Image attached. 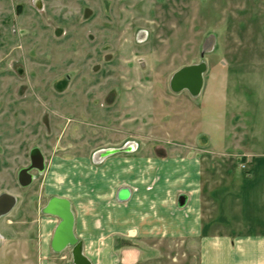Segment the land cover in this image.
Listing matches in <instances>:
<instances>
[{
  "label": "rangeland",
  "instance_id": "374dc122",
  "mask_svg": "<svg viewBox=\"0 0 264 264\" xmlns=\"http://www.w3.org/2000/svg\"><path fill=\"white\" fill-rule=\"evenodd\" d=\"M199 63L200 94L174 93L172 75ZM263 112L264 0H0V194L15 199L0 264H72L46 249L55 219L41 210L109 189L94 174L111 158L142 160L148 178L231 140L218 123L262 135ZM34 148L44 166L22 187Z\"/></svg>",
  "mask_w": 264,
  "mask_h": 264
},
{
  "label": "crops",
  "instance_id": "0c3cea01",
  "mask_svg": "<svg viewBox=\"0 0 264 264\" xmlns=\"http://www.w3.org/2000/svg\"><path fill=\"white\" fill-rule=\"evenodd\" d=\"M237 125L235 134L218 123L231 140L209 139L203 157L157 160L165 170L148 178L142 160L111 158L95 172L109 189L70 202L73 233L89 263L164 264L167 245V264H264V128L258 135ZM149 178L155 182L145 183ZM50 218L46 249L58 224ZM117 242L134 247L117 250Z\"/></svg>",
  "mask_w": 264,
  "mask_h": 264
},
{
  "label": "water",
  "instance_id": "95a60500",
  "mask_svg": "<svg viewBox=\"0 0 264 264\" xmlns=\"http://www.w3.org/2000/svg\"><path fill=\"white\" fill-rule=\"evenodd\" d=\"M205 64H193L180 68L170 79V88L174 93L186 90L191 96L200 94L203 86V73ZM30 164L28 167L21 169L17 174L18 184L22 187L29 185L32 181L30 171L43 169V157L37 148L30 151ZM15 199L8 193L0 194V217L7 214L13 207ZM41 212L44 215L55 217L59 220L54 229L50 248L59 254L69 249L70 261L72 264H90L87 258L82 254V245L73 233V215L71 212L70 202L61 197H51Z\"/></svg>",
  "mask_w": 264,
  "mask_h": 264
},
{
  "label": "flooded vegetation",
  "instance_id": "af4514ba",
  "mask_svg": "<svg viewBox=\"0 0 264 264\" xmlns=\"http://www.w3.org/2000/svg\"><path fill=\"white\" fill-rule=\"evenodd\" d=\"M47 203V202H46ZM46 205V204H45ZM47 216V215H46ZM55 218V217H54ZM57 219V218H56ZM58 220V219H57ZM58 222H59V220H58Z\"/></svg>",
  "mask_w": 264,
  "mask_h": 264
}]
</instances>
